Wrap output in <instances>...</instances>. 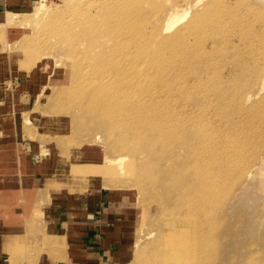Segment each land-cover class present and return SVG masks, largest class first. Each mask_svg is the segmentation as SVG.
Here are the masks:
<instances>
[{
  "label": "rangeland",
  "instance_id": "obj_1",
  "mask_svg": "<svg viewBox=\"0 0 264 264\" xmlns=\"http://www.w3.org/2000/svg\"><path fill=\"white\" fill-rule=\"evenodd\" d=\"M108 3L39 0L33 7L15 11L13 24L3 26L6 18L0 21V169L7 163L11 169L25 168L32 173L37 164L36 177L41 180L33 197H23L30 223L24 225L25 233H19V243L13 235L1 251L0 264H33L48 255L55 258L58 245L42 244L45 218L67 193L74 196L104 188L114 195L123 215L121 244L125 251L118 264H150L148 251L172 219L169 214L183 209L182 197L196 189L206 199L199 203L198 214L182 223L194 233L204 225L203 217L211 220L210 215H216L218 230L225 228L221 241L227 243L226 249L219 250L216 264H264V0H140L134 13L140 19L139 35L135 36L149 35L155 23L157 30L172 13L179 19L167 33L179 28L181 45L186 48L175 55L161 51L157 44L153 48L138 45L143 47L138 49L135 41L127 39L129 32L136 30L123 25L119 29L129 32L121 30V35L113 38L117 34L107 31L110 17L104 7L107 9ZM91 23L98 24L96 43L94 32L86 31ZM79 35L85 44L79 42L76 50L81 52L74 59L77 52L68 39ZM116 41L128 52L118 64L120 72H144L145 79H151L146 82L150 85L147 96L162 110L159 122L172 134L164 159L156 161L144 144L136 149L117 148L118 136L114 140L100 126L76 124L66 111L76 102L73 93L75 98L80 92L92 96L84 93V88L74 89L68 99L61 92L65 84L71 86L76 76L73 84H79V77L88 73L102 84L99 78L104 66L108 75L117 73L110 68L119 57L107 52L105 59H100L98 53L102 48L108 51ZM140 51L149 57L139 58ZM160 59L168 61L167 67L162 64L165 71L156 70V63V67H148ZM134 82L127 96L145 85L135 78ZM4 139L23 142L26 151L23 153L20 143L11 147L2 142L7 141ZM205 151L212 155L203 154ZM203 155L207 158L205 172L210 175L196 188L191 168L184 167ZM22 179L29 183L26 176ZM73 183L76 186H69ZM8 198L15 200V194ZM16 200L23 204L22 197ZM197 252L188 247L169 255L165 264H197Z\"/></svg>",
  "mask_w": 264,
  "mask_h": 264
},
{
  "label": "bare ground",
  "instance_id": "obj_2",
  "mask_svg": "<svg viewBox=\"0 0 264 264\" xmlns=\"http://www.w3.org/2000/svg\"><path fill=\"white\" fill-rule=\"evenodd\" d=\"M109 1L111 2L110 5L108 3L107 9L104 7V10H106V13L109 14V17H110L109 20L108 18H106L108 20V25H109L107 27V31H111V33L117 34L113 38L120 36L121 35L120 31L125 30L123 28L119 29L118 27V26L123 25L126 29L132 28L131 30H136L134 34L133 32H129V30H125L121 32L127 31L129 33H132L130 36L127 37V39H131V42L135 41L138 49L143 48L140 46L138 47V45L149 46L150 48H153L154 44H157V45L162 46L161 51H170L169 53H172V54L174 53L181 54L186 50V48L181 45L182 42H180L183 36L181 35L179 28L167 33L169 29L172 27V25L179 19L178 17L171 15L172 13L169 14L167 19L164 18V20L160 22V25L157 27V30H156V23L154 24L152 31H149L151 35L149 34V35L143 36V34H141L140 37L139 36L136 37L135 35H139L138 30H137L138 28L137 22H139L140 19L137 20L134 13L137 9V5L140 4V0H137L139 1L138 3L132 2V0H109ZM141 3H142V0H141ZM13 15L14 13H7L6 15L7 17H5L6 20L3 22V26L13 24V19L17 18V17L13 18ZM153 18H155L154 15H153ZM196 22L197 21H193L195 25L198 24V23L196 24ZM95 23H91L87 27L88 29L86 31L87 32L90 31L89 33L91 34L93 32L94 34L98 32V29L96 28L98 24H95ZM144 23L145 22H140L139 24L142 25ZM97 34H95L96 35L94 39L95 43H96V40L98 41L100 37L99 34L98 35ZM158 35H160L161 39H157ZM73 37L71 38L69 37L70 39L68 38L67 39L69 41V44L73 45L74 48L72 49H74L77 52V54L73 55L74 59H76L78 52H81L79 50H76L78 49L77 47H79L78 44H80L79 42H81V44H85L84 43L85 41L83 42L82 40L79 39L81 35H79V37L76 36V38L75 36ZM261 41L263 43L264 39H261ZM176 42H178L179 44L174 45V43ZM93 44H94V41H93ZM86 46L91 47L90 49L92 50V47H93L92 44L88 45L87 43ZM90 49L88 50L89 52H90ZM255 49L260 50L257 47H255ZM105 51L106 49H103V48L99 50L98 53H99L100 59H105V54H107V52H109L108 54L110 56L116 55L119 57L116 61L117 64L115 63L110 68V70H115L117 71V73L108 75L107 71L103 70L105 69V66H104L102 68V74H101V71H100L101 75L98 74V76L100 75L101 77L99 78L100 82L102 83L103 81L102 84H100L98 80L96 81L93 80L92 79L93 77H88L89 73L87 74L88 78L84 76L83 78L79 77L82 80V82L80 80L81 83L75 84L77 88H74L75 85L73 84L76 79L78 80L77 76L74 81L72 80L73 83L71 82V86H68L66 84L63 86L62 84L63 86V89H61L62 96H66L67 94L71 95L74 92L73 91L74 89H76L75 91L85 89L87 91H85L84 93L87 92L89 93V96H92V98L84 97L81 94V92H80V95H82V97L78 95L75 98L73 97V95H76L74 93L71 95L72 97L67 95L66 98L71 97L72 99H75L74 101L76 102L73 103V106H71L70 104L71 106L70 109H67L66 111L69 112L72 116H74L76 124H80V125L83 124L85 126H89L90 128L91 127L97 128L98 126H100V128L103 131L107 132L108 134H111V137L118 136L119 142L115 141L116 144H119L117 148H119V146L121 148L123 146H129V148L131 149H136L137 147H141L144 144L145 145L144 149L147 152V154L155 155L156 161L160 160L161 158L164 159V156L166 158L167 148L171 144L170 136L172 134L166 133L164 128L161 126L159 122L163 115V114H160V111L162 110L157 109V107H155V103L147 96V94L149 93V88H150V85L148 83H151V79L148 78V80H146L145 78L147 76H146V73L144 72L135 74L129 69H127L128 71L123 70L124 73L120 72L122 70L121 68L122 66L121 65L118 66V64L121 63V59L123 61L124 58L122 57L128 52L124 51L120 47V43H118L117 41L111 42L110 46L108 47V51L106 52ZM85 55L86 53L82 57H86ZM148 55L149 54H147L145 51H140L138 54L139 58L149 57ZM78 62H76V64ZM146 62L148 63V60H146ZM167 62L168 61H164L161 59L154 60L153 62H151V64L148 65V67L151 68L152 66H155L154 63H156L158 65L157 66L158 68L156 70L165 71L167 67V64H166ZM162 64H165L166 67H164V65ZM85 76H86V72H85ZM71 77H74V76H71ZM134 78L138 82L145 83V85L141 87L139 90H137L135 95L130 97L127 95L132 92V88L133 86H135ZM95 82H98V84ZM104 83H107V84H104ZM95 84L96 86L98 85L97 88L95 86L93 87V85ZM102 85L103 86L105 85V86L103 87ZM102 89H105V90H102ZM93 96H95L94 97L95 99H93ZM139 127H141V130H139ZM115 137H114V140L116 139ZM157 142H159L160 145H158ZM156 145H158V147ZM205 153L208 154L209 152L207 151L203 152V154ZM206 162H207V158L203 155L202 158L199 160L195 159V160L189 161L188 164L185 165L184 167L185 170H187L188 167L191 168L190 171L192 172L189 171V173L190 175L193 174V177H192L194 180L193 183L196 184L195 186L196 188L198 185L202 184L201 179H203L204 177H208L210 175L209 174L207 176L205 172L207 168ZM172 171H169V173ZM141 173L142 172H140L139 174ZM186 173L188 174V172ZM175 176H177V180L180 179L177 173L175 174ZM136 179L139 180L140 177L137 176ZM181 179H182V176H181ZM174 182L177 185L179 184V183H176L175 180ZM214 183L215 182H213V184ZM69 186H76V185L73 183V184H69ZM181 188H184V187L182 186ZM186 192H188V194L183 193L185 195L183 196L184 198L181 196L182 195L181 193H180L181 195L179 194L180 198L182 197L181 201L185 199L184 203L183 204L181 203L184 206V208L180 210L178 208L177 209L175 208L176 210L171 211L169 215L173 217L170 220L168 226L165 228L164 231H162L163 233L160 234V236H158L159 238L156 241L157 244L155 245V243L153 242L152 248L149 249L148 251L150 252V255H151L150 256L148 254L150 256L149 258H152L151 262L153 264H165V259L168 258L169 255L171 256V254L180 253L181 250H186L188 247L198 249L197 253L199 254L196 259L197 264H216V256L217 254L219 255V250L227 248V243L223 244V241H221L222 239L220 237V235L224 233L225 228L223 229V231L218 230L221 228H219V225L217 226L216 222L214 221L216 217L214 213L210 215L211 220H208L207 217L206 218L203 217L205 219L203 223L204 225L200 226L201 229H199L198 232L196 230L194 231V233H192V231L186 225H183L182 223L183 220H186L187 218H191L192 216L198 214V212L200 211L198 209L199 203H201L204 199H206L205 198L206 196L203 193L197 192V189L193 192L190 191V193L189 191H186ZM196 221L197 220H195L194 218V223ZM175 230H176V233L174 232ZM172 233H175V234H172ZM177 234L179 236H177ZM234 243L237 244L239 242L236 241ZM170 260H173V257L170 258ZM249 260L250 258H248V261ZM147 261H148V258H147ZM151 262L149 263L152 264ZM248 264H253V262H248Z\"/></svg>",
  "mask_w": 264,
  "mask_h": 264
},
{
  "label": "crops",
  "instance_id": "obj_3",
  "mask_svg": "<svg viewBox=\"0 0 264 264\" xmlns=\"http://www.w3.org/2000/svg\"><path fill=\"white\" fill-rule=\"evenodd\" d=\"M38 1L0 0V21L5 19L7 13L26 10ZM4 140L7 141L2 142L11 147L20 143L23 153L26 151L23 142L10 143L8 139ZM4 156L5 154L3 159ZM36 165L32 173H28L25 168L19 171L17 168L11 169L7 163L0 169V178H3L0 184V256L5 246H9L12 236H17L18 240L19 233H25L24 225L30 223L27 221L29 218L26 217V201L23 197L31 198L40 189L38 182L41 180L36 177ZM22 176L29 178L28 184H25ZM9 179H12V182L8 183ZM12 193L15 194V200L8 198ZM17 196L22 197L23 204L17 203ZM37 217L41 220L40 215ZM122 221L121 208L117 205L114 195L105 188L74 196L67 193L43 221L46 237L42 238V244L58 245L59 253L53 259L48 255L44 257V261L33 264H118L125 251L124 245L121 244Z\"/></svg>",
  "mask_w": 264,
  "mask_h": 264
}]
</instances>
